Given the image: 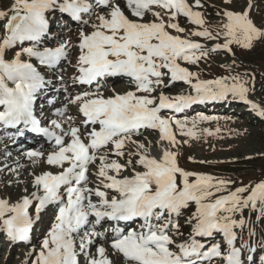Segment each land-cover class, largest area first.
<instances>
[{
	"label": "snow or ice",
	"instance_id": "6c2138e0",
	"mask_svg": "<svg viewBox=\"0 0 264 264\" xmlns=\"http://www.w3.org/2000/svg\"><path fill=\"white\" fill-rule=\"evenodd\" d=\"M224 3L230 5L232 0ZM204 6L202 0H125V8L135 19L125 13L119 0H13L7 11H0V18L6 20L0 41V128L14 129L19 136L41 134L54 144L47 153L28 150L25 155L33 164L43 160L57 171L35 175V190L15 204L0 199V230L14 242L30 239L34 219L29 207L34 201L36 219L47 206L56 207L54 222L39 251L33 248L28 253L35 255L32 264H81V257L84 264H114L112 255L121 257L123 264H214L216 260L256 264L252 255L256 248L251 243L255 232L243 211L259 209L258 219H264V180L232 190L235 181L184 170L178 164V152L172 150L180 143L176 132L199 138L197 125L219 117L197 114L188 127L187 118L162 115L163 110L181 113L193 104L231 96L264 118V107L248 99L249 82L239 75L200 79L198 73L179 63L197 65L221 49L232 52L234 44L251 49L264 40V27H258L250 15L251 0L241 12L228 8L217 12L223 20L215 33L205 26L203 12L194 10ZM56 12L79 25L77 41L73 44L66 39L56 47H41L51 32L49 16ZM148 14L153 17L150 21L144 19ZM181 16L196 26L187 36L182 35L187 29L178 23ZM190 36L209 41L223 37L224 43L209 48ZM24 42L31 46H21L13 59H5L7 49ZM73 51L71 84L89 86L68 99V104L76 106L80 124L76 125L66 110L57 109L55 115L66 117L64 122L49 119L45 125L35 105L52 82L33 60L55 71L63 61L71 62ZM117 76L130 78L135 87L122 94L113 89L112 95L105 96L100 82ZM60 82L64 83L63 76ZM175 82L187 83L195 94L169 97L160 91L153 95L158 88ZM148 129L159 133L158 157L151 155V143L133 139ZM202 131L214 134L209 129ZM129 143L136 151L129 152L130 158L121 164L119 158L125 156ZM109 147L111 151H103ZM132 156L143 171H136ZM91 165H96L98 183L94 187H89ZM128 169L132 174L123 175ZM191 204L196 206L186 220L191 231L187 239L177 242L174 237L183 235L179 218ZM237 213L240 219L235 218ZM137 220L138 227L132 228ZM245 227L248 241L241 240L237 247L240 237L235 229L243 231ZM216 233L222 234L224 250L219 243L206 246L201 242ZM260 259L264 261V256Z\"/></svg>",
	"mask_w": 264,
	"mask_h": 264
},
{
	"label": "rangeland",
	"instance_id": "374dc122",
	"mask_svg": "<svg viewBox=\"0 0 264 264\" xmlns=\"http://www.w3.org/2000/svg\"><path fill=\"white\" fill-rule=\"evenodd\" d=\"M124 1L125 0L119 1L121 7L125 9V13L129 15L130 18L135 19L134 17H131V14L125 8ZM189 1L191 3L193 2V0ZM12 2L13 0H0V11H7ZM248 2L249 0H232V3L228 5L224 3V0H202V3H204L205 5L204 8L194 10H199L203 12L207 22L205 26L208 27L211 31H213V33H215L217 30H219L223 20V17L221 15H217V12L225 8H228L232 11L241 12L245 10ZM251 2L253 4V8L250 13L251 18L258 27H264V0H251ZM97 11L99 12L102 10L100 9ZM53 15L51 14V16L49 17L50 29L55 28V26L59 24L60 21L58 19L60 16L67 18V15L61 14L59 12H56ZM85 19H87V17ZM144 19L146 21H150L153 19V17L151 16V14H148L145 16ZM165 19H167V17H165ZM179 19H181L182 21H179ZM178 21L181 27L187 29V32L182 35L187 36L190 34L191 31L196 29V26L191 25L185 17H179ZM5 22L6 20L4 18H0V41H2V38L5 34ZM77 26L75 29H71L70 27H66L67 29L64 30H61L59 28L55 31H52V29L50 34L55 37L49 35L48 39L51 41H49L48 39L45 40L42 43L41 47H56L66 39H71L73 44H75L77 41ZM170 31L173 35L177 34L174 30L170 29ZM189 38L199 40L201 43L206 44L209 48L213 47L216 43H224L223 37L216 41L203 40L202 38L191 36ZM27 43L30 42H24L23 45H19L18 43L12 48L7 49L5 59H13L15 53L20 50L21 46H31ZM231 47L232 52H227L226 50L221 49L217 52L212 53L208 59H202L197 65L186 64L183 61H180L179 63H181V65H183L184 67L189 68L190 71L198 73L200 79L213 80L222 76L239 75L242 80L249 82L248 86L251 88V91L248 94V99L260 105V107H264V40L255 42L254 46L251 49H245L235 44ZM75 57L76 52H71V62L67 60L63 61L59 65L60 67H57L55 71H51V69L39 65L38 61L33 60V63L36 64L37 68L41 71V73L45 75L46 79L50 80L52 83H55L56 86L54 88L58 89V91L63 97L67 95L64 92L68 90L67 92L69 97L75 96L78 91L76 90L72 92L73 90L71 91V89H67L68 87H71V81H64V83H61L60 77L63 76L64 80L66 76H73L71 73L75 71L73 67V65L75 64ZM23 58L27 59V57ZM73 74L75 75V72ZM167 82L168 81H165V83ZM179 85L182 84H178V86L171 85L167 88H158L156 93H154L153 95H158L160 91H163L164 94L167 96L172 93L170 97H174L180 94H194V91L187 92V90L191 88L187 83L183 84L182 86ZM122 86L116 87V85L111 86V84H108L105 86L106 88L103 90V92H105V96H110L113 94V89L115 90V92L122 94L134 88L132 87L126 90V86ZM60 88L61 90L65 91H61ZM180 88L185 90H179ZM81 91L83 90L81 89ZM51 101L54 105L58 102L55 98L51 99ZM45 102L46 104H51L49 103V99H47ZM239 102L240 104H242V106H240L241 109L236 108L235 111L239 112L241 115L237 116L230 113L225 115L214 114V116H220L221 118H219L218 120H211L199 123L195 129L199 138H190L181 135L177 131L176 139L180 143L176 146V148L172 149L173 151L178 152L177 159L178 164L181 168L186 171L208 174L217 178L235 181V183L230 186L232 190H234L235 187L241 185H254L264 180V118L259 117L247 103L233 99L231 96H229V98L227 99L228 109L237 107ZM41 103L42 102H39V104ZM73 107L74 105L68 104V108H66V105L62 106L61 108L54 106L51 107L50 110L46 108L43 111L49 112V119L59 120L60 117L55 116V113H53V111L57 109L61 111L66 110L67 115L69 114L72 116ZM213 108L216 107L214 106ZM168 111L169 110H163L162 115H164L165 117H175L181 120L187 118L189 121L188 127H191L190 121L194 117L191 112L184 115L179 114V116H173L169 115ZM52 115H54V117H52ZM254 115L256 117L253 118ZM74 122L76 125H78L76 120H74ZM217 128L219 129L218 132L216 131ZM202 129H209L214 134L208 135L207 133H204ZM22 138H25V134L24 136L19 137L17 140H15V143H17L19 140L25 141V139ZM133 139L141 143H145L146 145L151 143V155L157 157L159 156V146L157 145V141L159 140V133L157 131L154 130V133H151L147 130V132L145 131V133L143 134L134 136ZM185 140H187L188 142L184 143ZM25 142L28 143L27 141ZM31 145L25 146L24 148L40 150L36 147V145ZM3 146L4 143L0 142V158L3 159V162H0V199H5L10 204H15L19 200H21L24 195L30 194L32 191L35 190L32 187V181L34 180L35 175H39L41 173L36 171L34 172L33 168H29L27 171H25L23 170L24 168L22 166V168H18L17 166L18 169L15 171L16 173L12 171V166L7 169L9 164L12 163V160H15L17 158V154H20V150L23 149V147L19 146V148L15 150L18 151L16 155L12 154V156H6L5 152H9L7 149L13 147H6L4 152H2L1 148H3ZM52 149L53 147H48L42 151L47 153ZM107 151H111V147H109L105 152ZM135 151L136 146L134 144L129 143L125 148V156L119 158V162L121 164L126 163V161L130 158L128 156V153ZM110 158L117 159V157L115 156H111ZM131 159L133 161V165L135 166L136 171H143L142 167L135 164L137 157L132 156ZM201 161H204V163H201ZM31 162L32 161H30V163ZM30 163L29 165L33 164V162L31 164ZM98 163L99 161L96 162V164ZM38 164L39 166H42L44 164V171H53V169H51L52 167L50 169L44 168L47 164L43 160L38 162ZM91 166L92 170H90L94 173L89 178V187H94L98 183L95 177L96 165ZM3 167H5L7 171H3ZM131 173V169H128L122 174L129 176L131 175ZM92 181L95 184H93ZM25 189H27V192L25 191ZM93 199H95V197H93ZM190 207L192 206H189V208ZM195 207V204H193V207L189 211L183 210V215L179 218V222L181 224V232L183 233V235L174 237L177 242H181L188 238L189 233L191 231V226L186 223V220L195 211ZM34 210V214H31V216L33 217L34 222L36 223L38 219H36V209ZM256 211V214H254L255 211L251 210L250 208L247 210L245 209L243 211V218L246 220V222H250L252 223V225H254L255 223V226H257L258 221L260 220H257V218L259 217L258 214H260L259 209H257ZM55 214L54 208L45 211V213H43V218L40 220V222L42 221L45 223L43 225V234L40 236V232L42 231V229H40V226L36 232L34 240L24 245L17 246L10 243V240L4 237L8 235L4 231L0 230V264H25V262H27V264H32V261L35 259V255L29 256L28 253L31 252L33 248H35L37 252L39 251L40 242L47 234V231L50 228L51 224L54 222ZM235 218L240 219L241 214L237 213ZM235 231L237 232L238 237H240V239H238V241L236 242V246L240 247L241 240L245 242L248 241V235L243 236L242 231L240 229H235ZM260 231L262 230H257V234H255L251 240L252 244L259 243L260 252L257 255H254L256 263L261 256H264V247L261 246V243L264 242V234L260 233ZM216 234H214L213 237L210 238H202V243H204L206 246L211 245V243H213L216 238L221 237H217ZM204 241L208 242L205 243ZM92 251L94 252L95 250L92 249ZM111 253L112 251L110 252V254ZM81 258V264H84V258ZM112 259L114 261V264H123L122 258L119 256L112 255ZM214 264H223V262L218 260L217 262L215 261Z\"/></svg>",
	"mask_w": 264,
	"mask_h": 264
},
{
	"label": "bare ground",
	"instance_id": "6f19581e",
	"mask_svg": "<svg viewBox=\"0 0 264 264\" xmlns=\"http://www.w3.org/2000/svg\"><path fill=\"white\" fill-rule=\"evenodd\" d=\"M124 3H125V1H124ZM189 3H191L190 1H189ZM125 10V9H124ZM66 15V14H65ZM179 21H182L181 19H179ZM178 21V22H179ZM58 67H60V66H58ZM53 71V70H52ZM74 75V74H73ZM178 84V82H175V83H173L172 85L174 86V85H177ZM56 85H55V83H52L51 85H50V87L43 93V94H41L40 96H39V98H38V103L35 105V108H36V113H41L39 110L42 108V106H45L46 107V105H48V104H46V100L47 99H49V100H51V99H56L57 101H60V99L61 98H64L62 95H61V93L58 91V89H55L54 87H55ZM80 87V89H82V90H85L87 87L86 86H79ZM67 89H71V87H68ZM73 89H71V91H72ZM77 90V89H76ZM61 91H65V90H61ZM67 91L68 90H66L64 93L65 94H67ZM78 91V90H77ZM72 92H74V90L72 91ZM78 92H81V91H78ZM77 92V93H78ZM172 92V91H171ZM171 94L172 93H170V95L169 96H171ZM195 94V93H194ZM193 94V95H194ZM67 95H65V97H66ZM39 102H42L41 104H39ZM51 104H53V103H51ZM53 106H55L54 104L52 105V107ZM193 106H195V107H199L197 110H198V112H201L202 114H204V115H206L205 114V110H206V108L208 107L206 104H204V103H196V104H193L192 105V107ZM186 110H188V109H186ZM208 112H210V111H208ZM72 113L74 114V115H76L77 114V109H76V106H74L73 107V109H72ZM71 113V114H72ZM201 113H199V114H201ZM217 113V112H216ZM214 114H215V111H211V113H208V115H206V116H214ZM248 114V113H247ZM169 115H171V113H169ZM56 116V115H55ZM254 117H256L255 115L253 116V118ZM65 118L66 117H60L59 118V120L61 121V122H64V120H65ZM73 120H76V119H74L73 118ZM77 121V123H78V120H76ZM79 122H80V120H79ZM3 129L2 128H0V135L1 134H3ZM141 131H145V130H141ZM8 132H9V136H10V139H9V144L10 145H6V146H4L3 148H1L2 149V152H4V150H5V148L6 147H13V148H10V149H7L10 153L11 152H13V153H11V156H12V154H14V155H16L17 153H18V151H15V150H17V148H19V146H21V147H23V149H21L20 151L22 152H20V154H17V158L14 160H12V163L11 164H9V166L7 167V169L10 167V166H12V168L13 169H15V171L18 169V168H20L21 166L24 168L23 170H25V171H27L29 168H33V170H34V172L36 171V172H40V173H42V172H44V169H43V165L41 166H39V164L38 163H36V164H31L30 163V161H32V160H30L29 158L28 159H26L27 158V156L25 155V153L28 151V150H32V149H27V148H24L25 146H29V145H31L32 143H33V141L34 140H39V142H37V143H40V142H42V143H44V145L46 144V145H52V146H54V144L52 143V142H48V141H46V139H44V137L43 136H41V135H35L34 133H31V132H25V138H22V139H25V141H27L28 143H26L25 141H22V140H19L17 143H15V140H17L19 137H22V136H19V135H16V133H15V130L14 129H9L8 130ZM151 133H154V130H152V131H150ZM24 136V135H23ZM36 136H37V138H36ZM31 148H33V147H31ZM34 148H36V147H34ZM43 149V148H42ZM1 151V150H0ZM4 158H6V157H4ZM3 162V159L2 158H0V162ZM11 161V160H10ZM17 162H19V163H17ZM29 163L31 164V165H29ZM13 164V165H12ZM20 164H22V165H20ZM5 165V164H4ZM7 165V164H6ZM17 166H18V168H17ZM21 167V168H22ZM52 166H49V165H46V167H44V168H46V169H50ZM7 169L5 168V167H3V171H7ZM51 169H56V168H54V167H52ZM32 170V169H31ZM57 170V169H56ZM52 171V170H51ZM29 172V171H28ZM89 172L92 174L93 172L91 171V170H89ZM0 173H1V171H0ZM16 173V172H15ZM53 206L54 205H49V206H47L45 209H43L41 212H40V214H39V218H38V220H39V222H38V220L36 221V223L34 222L33 223V226H34V228H36L37 226H38V224H40V220L43 218V213H45V211H47V210H50L51 208H53ZM35 207V201L33 202V205H31L30 207H29V213L31 214V213H33L34 214V212H33V210L35 209L34 208ZM35 211V210H34ZM220 233H217L216 235H217V237H219V236H221L222 237V234L221 235H219ZM220 238V237H219ZM223 238V237H222ZM218 238H216V240H217ZM201 242H202V238H201ZM205 243L206 242H208V241H204ZM253 246L256 248V251L254 252V253H252V255H253V257H254V255H257L259 252H260V248H259V243L258 244H253ZM105 247H108V250H109V253L111 252L110 251V247L108 246V244H105ZM93 250H95L94 248H93ZM245 255H247V253H245ZM115 258V257H114ZM254 259H255V257H254ZM257 263H259V264H264V261L262 262V260L261 259H259V260H257ZM256 263V264H257Z\"/></svg>",
	"mask_w": 264,
	"mask_h": 264
}]
</instances>
